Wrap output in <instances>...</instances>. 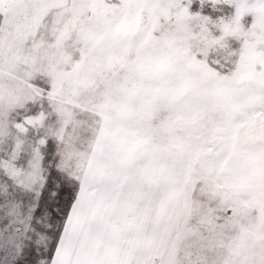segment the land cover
<instances>
[{
  "label": "snow or ice",
  "instance_id": "1",
  "mask_svg": "<svg viewBox=\"0 0 264 264\" xmlns=\"http://www.w3.org/2000/svg\"><path fill=\"white\" fill-rule=\"evenodd\" d=\"M0 264H264V0H0Z\"/></svg>",
  "mask_w": 264,
  "mask_h": 264
}]
</instances>
